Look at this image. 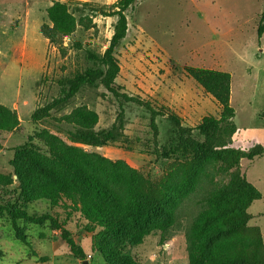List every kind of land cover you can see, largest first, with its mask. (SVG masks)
Instances as JSON below:
<instances>
[{"label": "rangeland", "instance_id": "obj_1", "mask_svg": "<svg viewBox=\"0 0 264 264\" xmlns=\"http://www.w3.org/2000/svg\"><path fill=\"white\" fill-rule=\"evenodd\" d=\"M54 1L58 0H0V103L16 110L20 119L16 130L0 131V172L14 174L11 160L16 148L28 143L35 133L48 130L88 152L125 160L149 177L162 176L169 160L151 153V115L136 104L124 105L119 141L99 146L70 140L72 126L61 117L78 106L86 105L99 114L97 130L120 123L121 107L102 84L83 86L69 103L51 108L49 115L39 120L33 118L36 111L60 98L77 74L94 66L87 52H105L118 19L93 15L90 28L78 26L60 44H53L44 35L43 26L49 23L47 8ZM59 1L91 2L111 10L117 0ZM263 11L264 0H136L127 11L128 34L115 53L121 68L116 85L122 92L178 114L184 125L195 126L207 115L218 116L220 106L184 67L228 71L238 127L233 145L246 151L258 144L264 147V32L259 35ZM155 123L160 142L168 143L173 135L171 123L163 116L156 117ZM32 142L47 150L43 141L34 138ZM241 166L263 194L249 212L253 215L250 224L260 226L264 237V155L244 158ZM16 178L12 185H0V202L19 199ZM207 192V185H199L182 200L176 224L168 232L155 231L139 245H126L124 252L139 264H189L187 232L204 206ZM27 210L57 213L62 220L68 216L64 207L52 208L47 200L30 203ZM85 224L80 214L73 213L67 228L90 264H108L93 249V232L87 231ZM19 225L28 234L31 247L16 239L8 212L0 209V264H83L85 259L74 256L60 230L24 221Z\"/></svg>", "mask_w": 264, "mask_h": 264}, {"label": "trees", "instance_id": "obj_2", "mask_svg": "<svg viewBox=\"0 0 264 264\" xmlns=\"http://www.w3.org/2000/svg\"><path fill=\"white\" fill-rule=\"evenodd\" d=\"M135 2L117 0L111 5L112 9L107 10L91 2L58 0L47 8L49 23L43 26V33L53 44H60L78 26L90 28L93 15L117 16L118 19L105 52L102 55L87 52L94 66L77 74L70 80L69 88L63 90V95L51 106L36 111L33 118L39 120L48 116L51 108L69 103L83 86L102 84L121 107L120 123L97 130L99 114L86 105L78 106L61 117L72 126L70 140L99 146L119 141L124 105L136 104L151 115V153L169 160L165 172L158 178L149 177L125 160L88 152L42 130L16 148L11 160L14 174L0 172V185H12L16 176L20 193L14 203L0 202V209L8 212L16 239L23 244L31 247L20 221L48 225L51 230L61 231L62 239L74 256L86 259V252L67 228L70 215L78 213L86 223L85 229L93 232V249L108 264H139L124 252L125 246L139 245L155 231L168 232L176 224L184 197L204 183L208 187L204 206L187 232L189 264H264L263 233L260 226L250 224L253 215L249 212L254 201L263 194L248 180L241 166L244 158L264 155V147L258 144L246 151L233 145L238 127L236 110L231 104L232 75L220 69L184 67L187 75L220 106L218 116L207 115L195 126L184 125L178 114L165 107L158 108L140 96L120 91L116 79L121 68L115 53L128 34L127 11ZM261 21L259 35L264 32V11ZM158 116L166 117L173 127V135L166 144L159 140L155 123ZM19 125L16 110L0 103V131L11 132ZM34 138L43 141L47 150L34 144ZM39 200L49 201L52 208L64 207L68 211L67 218L62 220L53 212L30 213L27 205Z\"/></svg>", "mask_w": 264, "mask_h": 264}, {"label": "water", "instance_id": "obj_3", "mask_svg": "<svg viewBox=\"0 0 264 264\" xmlns=\"http://www.w3.org/2000/svg\"><path fill=\"white\" fill-rule=\"evenodd\" d=\"M83 264H90V261L88 259L83 260Z\"/></svg>", "mask_w": 264, "mask_h": 264}]
</instances>
